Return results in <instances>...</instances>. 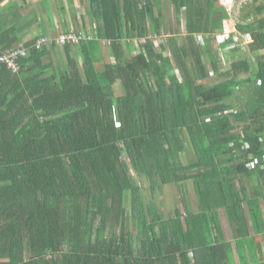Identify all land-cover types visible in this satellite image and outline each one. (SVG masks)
<instances>
[{
	"label": "trees",
	"instance_id": "obj_1",
	"mask_svg": "<svg viewBox=\"0 0 264 264\" xmlns=\"http://www.w3.org/2000/svg\"><path fill=\"white\" fill-rule=\"evenodd\" d=\"M90 7L92 31H74L92 39L0 37V54L28 49L16 72L0 63V264H264V5L219 42L247 35L254 67L219 60L218 0ZM186 179L195 207L167 216Z\"/></svg>",
	"mask_w": 264,
	"mask_h": 264
},
{
	"label": "crops",
	"instance_id": "obj_2",
	"mask_svg": "<svg viewBox=\"0 0 264 264\" xmlns=\"http://www.w3.org/2000/svg\"><path fill=\"white\" fill-rule=\"evenodd\" d=\"M90 10V0H0L2 43L21 45L39 36H56L61 32L83 29L91 32L94 20ZM229 20H224V29L232 28ZM4 31L9 33L4 36ZM61 54L54 53L52 57Z\"/></svg>",
	"mask_w": 264,
	"mask_h": 264
},
{
	"label": "rangeland",
	"instance_id": "obj_3",
	"mask_svg": "<svg viewBox=\"0 0 264 264\" xmlns=\"http://www.w3.org/2000/svg\"><path fill=\"white\" fill-rule=\"evenodd\" d=\"M165 1V0H164ZM262 3L264 5V2L262 1H258L255 5L257 6L258 4ZM165 4V14L167 16V18L169 20H171L169 23L171 24H174V14H173V9L171 8V6L167 3V2H164ZM169 5V6H168ZM254 7L252 5H250V1H245V0H236V4L233 5V8L230 9L228 8L229 10V14H230V20L227 21L228 23L231 22V24L234 26H232V28H225L224 31L222 30H219L217 32H215V35H216V38L217 40L215 39L214 40V43H213V46L215 48V51H217V56L219 58V60L223 63H226L228 64V59H226V54L225 53H229L231 52L232 50L234 49H237L235 51V53H231L230 56H229V61H234L236 59H241V58H247L250 62V64L254 67L255 66V55L256 54H259L261 51H257L255 53V55H252V54H249L248 50L246 49V47L244 46V43H248L249 41H251L247 36L246 38L244 39V42L241 44L238 42V39L237 42L231 44V45H228L226 48L224 49H220L219 47V42L222 40V39H225L229 36L230 33H234L236 32L235 30V23L237 20H246V21H249V20H252L254 17H256L255 15L253 16V14L251 12L254 11ZM257 11V10H256ZM262 15H259L260 17H264V8L260 11ZM258 16V17H259ZM171 18V19H170ZM183 22V20H182ZM169 23H167L169 25ZM170 24V25H171ZM182 30H184L183 28V24L181 26ZM226 31H230V33H226ZM197 40L198 42H201L203 39H204V35H197ZM163 37H160L159 39L161 40ZM235 38V37H234ZM89 40V39H88ZM58 46H61V45H58ZM90 46L95 49L97 48L98 46H96L94 44V42H92L90 44ZM100 47L97 49L99 50ZM105 52V56H108V51H104ZM166 54H169L168 52ZM105 56H101V55H97L96 56L94 55V60L97 62V66H101V64L98 63V61L101 59L102 60V57L105 58ZM205 62L207 63V66L209 67V63H208V59L205 57ZM64 61V59H63ZM210 81L209 82H213V81H216L217 78L213 75H211L209 77ZM182 185H183V191H184V194H185V201L187 203V206H185L184 204H182V201L179 197V195H175L176 194V186L175 187H172L170 192H171V197H170V200L167 204V209H166V215L167 216H174L175 214V209L176 208H179L180 212L182 213L183 212V209L184 208H190L191 207H195V202H196V197H195V194H194V190H193V185H192V179H186L185 181L182 182ZM167 186V185H165ZM169 186V185H168ZM164 192V191H163ZM165 196V194H164ZM182 215H185V214H182ZM220 217H221V222H222V227H223V230H224V233H225V237L226 239L228 240H231L232 241V233H231V229H230V225L227 221V218L225 216V213L223 211V209H221L220 211ZM249 227H250V223H249ZM133 236H134V242L136 244V246L139 245V237L136 233L133 232ZM262 254H263V258H264V247L262 249Z\"/></svg>",
	"mask_w": 264,
	"mask_h": 264
},
{
	"label": "built area",
	"instance_id": "obj_4",
	"mask_svg": "<svg viewBox=\"0 0 264 264\" xmlns=\"http://www.w3.org/2000/svg\"><path fill=\"white\" fill-rule=\"evenodd\" d=\"M218 1H219L220 5L225 7V9L227 11L229 10L228 8L232 9L233 5L236 4V0H218ZM226 33L229 34L230 31H228V32L226 31ZM246 36H245V38H246ZM83 38L92 39V36L86 35L82 31L61 32L56 36H40V37H38L35 41V47L36 48H42V47L48 46L52 43H56V44L61 45V46L66 44V43H71V44L79 43L80 40ZM234 39L235 40L238 39V36H235ZM27 54H28V49L26 47L7 48L3 53L0 54V63H5L12 71L16 72L19 69L18 59L21 57L27 56ZM263 160H264V157H263Z\"/></svg>",
	"mask_w": 264,
	"mask_h": 264
}]
</instances>
